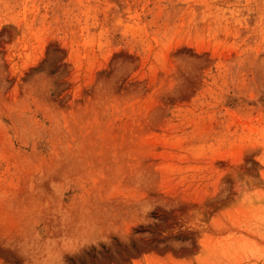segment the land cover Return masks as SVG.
<instances>
[{
    "label": "rangeland",
    "instance_id": "1",
    "mask_svg": "<svg viewBox=\"0 0 264 264\" xmlns=\"http://www.w3.org/2000/svg\"><path fill=\"white\" fill-rule=\"evenodd\" d=\"M0 264H264V0H0Z\"/></svg>",
    "mask_w": 264,
    "mask_h": 264
}]
</instances>
